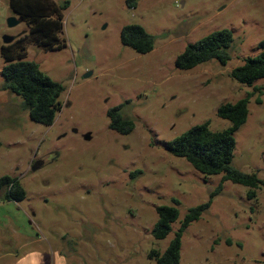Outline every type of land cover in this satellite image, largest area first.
Segmentation results:
<instances>
[{"label": "rangeland", "instance_id": "374dc122", "mask_svg": "<svg viewBox=\"0 0 264 264\" xmlns=\"http://www.w3.org/2000/svg\"><path fill=\"white\" fill-rule=\"evenodd\" d=\"M50 1L63 15L66 46L46 50L29 39L22 58L63 88L61 110L45 126L30 119L21 96L3 89V48L20 52L16 42L30 36V26L10 0H0V178L26 191L20 202L0 200V264H56L60 257L67 264H156L151 253L163 254L189 211L208 202L182 235L180 264H264V80L247 85L231 76L261 51L264 0ZM10 18L19 23L10 27ZM129 25L154 37L151 52L122 44ZM224 29L234 39L225 66L211 60L177 69L188 45ZM249 94L232 167L261 181L253 199L248 187L202 174L166 148L196 125L228 128L218 108ZM116 107L134 122L131 133L111 129L108 111ZM160 206L179 212L165 239L153 236Z\"/></svg>", "mask_w": 264, "mask_h": 264}, {"label": "trees", "instance_id": "16d2710c", "mask_svg": "<svg viewBox=\"0 0 264 264\" xmlns=\"http://www.w3.org/2000/svg\"><path fill=\"white\" fill-rule=\"evenodd\" d=\"M11 9L19 14L30 26V36L20 38L16 43L20 52L13 51L11 46H4L3 57L6 65L2 70L4 77L3 89L24 99L32 121L50 126L61 110L60 101L62 86L43 73L32 61H25L24 43L31 39L46 50H56L66 46L60 42L59 34L63 29V15L60 9L50 0H10ZM121 42L139 54H146L154 49V37L140 25H129L121 30ZM233 34L224 29L210 33L200 41L188 45L176 61L177 69L191 70L211 60L226 65L231 59L229 49L233 43ZM261 51L255 56L244 59L243 64L231 72L234 80L241 84L252 85L257 80H264V42L260 43ZM18 59V60H16ZM254 91L262 92V88ZM262 94V93H261ZM253 94L236 103H226L217 110L219 118L230 122V126L221 131H214L208 123L196 125L166 144L167 150L175 157L185 159L196 171L205 175L224 174V181H231L249 188L248 198H256V190L261 181L255 174H245L232 167L236 149L235 133L247 121L249 115L248 102ZM261 103V99H257ZM120 107L110 109L108 116L111 129L129 134L135 124L124 119ZM222 190V184L212 193V197ZM26 196L21 183L13 178H0V200L20 202ZM174 204L179 205L178 201ZM211 202L195 207L189 211L176 238L171 241L166 251L161 254L153 251L150 256L156 258V264H180L181 238L189 225L201 218L210 207ZM158 221L153 229L156 239H165L171 232V224L179 216L175 206L157 208Z\"/></svg>", "mask_w": 264, "mask_h": 264}, {"label": "water", "instance_id": "95a60500", "mask_svg": "<svg viewBox=\"0 0 264 264\" xmlns=\"http://www.w3.org/2000/svg\"><path fill=\"white\" fill-rule=\"evenodd\" d=\"M18 23H19V22H18L15 18H10V19L8 20V25H9L10 27L16 26ZM12 41H13V38H11V37H4V43H5V44H9V43H11Z\"/></svg>", "mask_w": 264, "mask_h": 264}, {"label": "clouds", "instance_id": "9594fccd", "mask_svg": "<svg viewBox=\"0 0 264 264\" xmlns=\"http://www.w3.org/2000/svg\"><path fill=\"white\" fill-rule=\"evenodd\" d=\"M18 264H19V261H18ZM56 264H67V258L60 257V260L56 261Z\"/></svg>", "mask_w": 264, "mask_h": 264}, {"label": "crops", "instance_id": "0c3cea01", "mask_svg": "<svg viewBox=\"0 0 264 264\" xmlns=\"http://www.w3.org/2000/svg\"><path fill=\"white\" fill-rule=\"evenodd\" d=\"M60 260V259H59Z\"/></svg>", "mask_w": 264, "mask_h": 264}]
</instances>
